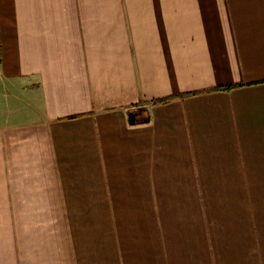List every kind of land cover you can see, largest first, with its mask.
<instances>
[{
    "label": "crops",
    "instance_id": "obj_1",
    "mask_svg": "<svg viewBox=\"0 0 264 264\" xmlns=\"http://www.w3.org/2000/svg\"><path fill=\"white\" fill-rule=\"evenodd\" d=\"M0 264H264V0H0Z\"/></svg>",
    "mask_w": 264,
    "mask_h": 264
},
{
    "label": "trees",
    "instance_id": "obj_2",
    "mask_svg": "<svg viewBox=\"0 0 264 264\" xmlns=\"http://www.w3.org/2000/svg\"><path fill=\"white\" fill-rule=\"evenodd\" d=\"M171 99L172 98H168V99H165V100H159V101H155L154 103H168ZM149 122H150V120L148 118L145 121H136V124H134V125L147 124Z\"/></svg>",
    "mask_w": 264,
    "mask_h": 264
},
{
    "label": "water",
    "instance_id": "obj_3",
    "mask_svg": "<svg viewBox=\"0 0 264 264\" xmlns=\"http://www.w3.org/2000/svg\"><path fill=\"white\" fill-rule=\"evenodd\" d=\"M136 117H137L136 112L130 113L129 118H130V123L132 125L136 124L137 121Z\"/></svg>",
    "mask_w": 264,
    "mask_h": 264
}]
</instances>
